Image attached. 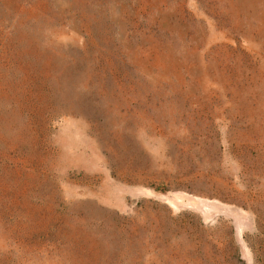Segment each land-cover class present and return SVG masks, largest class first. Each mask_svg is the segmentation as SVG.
Segmentation results:
<instances>
[{"label":"rangeland","instance_id":"1","mask_svg":"<svg viewBox=\"0 0 264 264\" xmlns=\"http://www.w3.org/2000/svg\"><path fill=\"white\" fill-rule=\"evenodd\" d=\"M0 264H264V0H0Z\"/></svg>","mask_w":264,"mask_h":264}]
</instances>
